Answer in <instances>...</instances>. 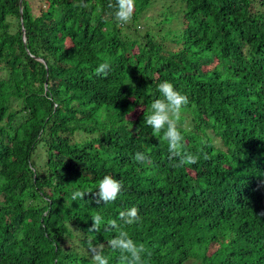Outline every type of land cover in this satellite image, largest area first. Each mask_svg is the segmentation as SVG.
<instances>
[{"label":"trees","instance_id":"1","mask_svg":"<svg viewBox=\"0 0 264 264\" xmlns=\"http://www.w3.org/2000/svg\"><path fill=\"white\" fill-rule=\"evenodd\" d=\"M158 1L123 26L115 0H0V264H92L88 240L116 233H86L91 216L133 205L149 264H264V0H181L172 41L135 25ZM164 81L189 97L196 164L143 123ZM105 175L125 185L115 201L71 199Z\"/></svg>","mask_w":264,"mask_h":264},{"label":"clouds","instance_id":"2","mask_svg":"<svg viewBox=\"0 0 264 264\" xmlns=\"http://www.w3.org/2000/svg\"><path fill=\"white\" fill-rule=\"evenodd\" d=\"M79 7H86L84 0H80ZM136 6V0H115V4L109 3V8L114 9V19L123 25L131 21ZM111 65L108 62L100 63L95 69L97 75L109 74ZM160 98L153 100L144 115L143 123L153 130V134L159 136L168 145L169 159H177V166L196 164L200 159L199 155L187 150L185 138L181 130L182 110L189 104V97L181 92L169 81H164L158 85ZM163 133L162 136L160 134ZM150 152V149L148 150ZM207 159V154H204ZM150 157L144 151H137L134 161L145 164ZM125 185L122 180L112 175H105L98 182L96 191H74L71 195L73 201L84 200L87 194H92L97 205L108 204L115 201ZM92 224L86 233H99L101 225L104 231H115V235L106 240V243H94L88 240V251L92 264H110V257L105 253V249L111 252H118L117 264H149L147 257L151 256L144 243L135 240L127 231L128 226L138 224L142 221L139 208L133 205L119 213L118 218L105 220L104 216L97 212L91 216ZM78 231V230H76ZM79 232V231H78Z\"/></svg>","mask_w":264,"mask_h":264},{"label":"rangeland","instance_id":"3","mask_svg":"<svg viewBox=\"0 0 264 264\" xmlns=\"http://www.w3.org/2000/svg\"><path fill=\"white\" fill-rule=\"evenodd\" d=\"M35 11H37V6L41 4L42 0H29ZM184 3L181 0H165L158 1L153 4V6L148 11L147 18H143L139 20V23L135 24L136 26L139 24L138 28L140 30L139 35L144 36L146 33H151L154 35H159V28H163L161 35L156 36L159 39H166L168 41H172L175 34V30L179 28V23H183L184 15L186 10ZM165 12L168 14L165 16ZM161 17V18H160ZM163 21V23H162ZM131 23V22H129ZM127 24H123V26ZM134 27L128 30L125 27L126 33L131 32ZM193 264V263H188Z\"/></svg>","mask_w":264,"mask_h":264},{"label":"water","instance_id":"4","mask_svg":"<svg viewBox=\"0 0 264 264\" xmlns=\"http://www.w3.org/2000/svg\"><path fill=\"white\" fill-rule=\"evenodd\" d=\"M22 25H23V23H22ZM23 31H24V33H25V30L23 29Z\"/></svg>","mask_w":264,"mask_h":264}]
</instances>
